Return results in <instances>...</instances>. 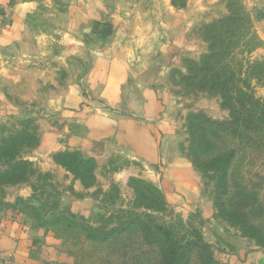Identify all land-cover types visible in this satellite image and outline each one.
<instances>
[{
	"label": "rangeland",
	"instance_id": "374dc122",
	"mask_svg": "<svg viewBox=\"0 0 264 264\" xmlns=\"http://www.w3.org/2000/svg\"><path fill=\"white\" fill-rule=\"evenodd\" d=\"M199 1L192 46L168 83L180 105L181 147L212 202L209 218L182 215L147 178L115 181L116 156L69 165L58 158L66 151L36 153L48 124L62 125L46 108L58 93L51 82L75 79L88 62L72 57L69 76L52 60L48 74L37 70L16 85L0 77L8 97H0V216L24 222L36 247L51 243L56 264H264V0ZM60 46L48 49L59 54ZM21 158L32 166L13 173ZM85 196L96 206L81 215L72 201Z\"/></svg>",
	"mask_w": 264,
	"mask_h": 264
},
{
	"label": "crops",
	"instance_id": "0c3cea01",
	"mask_svg": "<svg viewBox=\"0 0 264 264\" xmlns=\"http://www.w3.org/2000/svg\"><path fill=\"white\" fill-rule=\"evenodd\" d=\"M201 9L199 0L183 7L172 0H0L1 78L16 85L37 70L48 74L52 65L45 64L52 60L69 76L72 57L88 62L75 79L51 82L58 93L46 108L62 125L48 121L36 153L48 159L78 151L97 161L116 156L115 181L147 178L182 215L200 211L209 218L212 202L181 147L174 114L180 105L168 83L192 46ZM49 43H59L60 53L53 54ZM0 97L8 99L1 89ZM93 206L88 196L72 201L81 215ZM35 238L24 222L0 216V253L12 256L11 264H56L48 253L52 244L36 247Z\"/></svg>",
	"mask_w": 264,
	"mask_h": 264
},
{
	"label": "trees",
	"instance_id": "16d2710c",
	"mask_svg": "<svg viewBox=\"0 0 264 264\" xmlns=\"http://www.w3.org/2000/svg\"><path fill=\"white\" fill-rule=\"evenodd\" d=\"M184 1V0H183ZM172 4L174 6H181L183 7L184 6V2H180L178 0H172ZM214 56H207L208 59H213ZM210 60L208 61V64H210ZM209 71H211V69L209 68ZM217 79L220 80L221 79V75H217ZM223 96L224 98L229 102L231 103L232 100H234V96L233 95H230V94H227V88H223ZM240 93V92H239ZM194 118H198L199 116H193ZM78 152V151H77ZM79 153V152H78ZM78 153L76 152H70V151H66L65 153L63 152H60L58 153V158H60L63 161L65 162H69L70 164L69 165H76V164H79V163H85V164H88L90 163V160L89 159H85L83 158L80 153L78 155ZM67 162V163H68ZM30 166H32V162L28 161V160H25L24 158L20 159L19 160V163L17 164V166L13 167V173H15L16 171H24L26 168H29ZM162 194V193H161ZM191 251V247H188V255ZM166 260H169V258H167L166 256ZM187 260V259H186ZM164 264H168L167 261H164L163 262ZM179 264H185V261L182 259V261L179 263Z\"/></svg>",
	"mask_w": 264,
	"mask_h": 264
},
{
	"label": "built area",
	"instance_id": "2783aa9c",
	"mask_svg": "<svg viewBox=\"0 0 264 264\" xmlns=\"http://www.w3.org/2000/svg\"><path fill=\"white\" fill-rule=\"evenodd\" d=\"M12 256L11 255H4L0 253V261L1 264H11L12 263Z\"/></svg>",
	"mask_w": 264,
	"mask_h": 264
}]
</instances>
